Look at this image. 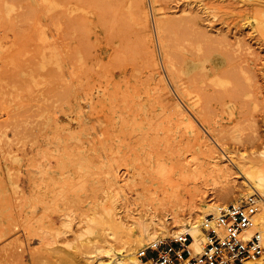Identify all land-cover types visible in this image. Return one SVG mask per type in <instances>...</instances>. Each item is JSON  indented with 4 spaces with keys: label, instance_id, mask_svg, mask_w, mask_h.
<instances>
[{
    "label": "rangeland",
    "instance_id": "1",
    "mask_svg": "<svg viewBox=\"0 0 264 264\" xmlns=\"http://www.w3.org/2000/svg\"><path fill=\"white\" fill-rule=\"evenodd\" d=\"M263 12L264 0H0V264H133L104 231L87 232L107 193L123 213L136 214L146 185L170 177L172 185L163 184L170 205L157 211L162 219L253 195L235 170L215 185L157 170L199 156L192 123L201 125L203 141L236 161L263 151ZM177 25L188 26V35ZM159 190L154 197H162ZM254 195L260 213L264 197ZM66 213L69 230L60 225ZM151 240L131 245V253Z\"/></svg>",
    "mask_w": 264,
    "mask_h": 264
},
{
    "label": "bare ground",
    "instance_id": "2",
    "mask_svg": "<svg viewBox=\"0 0 264 264\" xmlns=\"http://www.w3.org/2000/svg\"><path fill=\"white\" fill-rule=\"evenodd\" d=\"M142 3V2H141ZM115 15V14H114ZM113 15V16H114ZM112 16V17H113ZM145 17V16H144ZM141 18V16H140ZM173 18V17H172ZM184 18V17H183ZM196 18V17H195ZM108 19V18H107ZM135 19V18H134ZM186 20V19H185ZM113 21V19H112ZM258 21L261 23V24H264V12L263 13H260L258 14ZM191 22V20H190ZM146 23L148 24V21H147V18H143L142 19V24L144 27H146ZM169 23V22H168ZM172 23V22H171ZM170 23V24H171ZM176 23V22H175ZM178 23V22H177ZM186 23H188V21H186ZM140 24V22H139ZM166 24V23H165ZM164 24V25H165ZM180 24V23H179ZM178 24V25H179ZM177 25V26H178ZM187 25V24H186ZM190 25V24H189ZM192 25V23H191ZM173 24H171L170 27H172L173 29ZM184 26V25H183ZM194 26V25H193ZM166 30H171L169 29L170 27L168 26L167 28L165 26H163ZM180 27V26H178ZM185 28H183V30L185 29L186 31V26H184ZM162 32H163V29L162 27H160ZM159 28V29H160ZM176 28V26H175ZM182 27H180L181 29ZM143 29V28H142ZM188 29V28H187ZM199 29V28H198ZM160 30V31H161ZM174 30V29H173ZM190 30V29H189ZM76 31V30H75ZM142 31V30H141ZM181 33H183L185 36V31H182L179 30ZM200 31V30H199ZM161 32V33H162ZM167 33V31H166ZM179 33V32H178ZM188 31H186V35ZM197 33V32H196ZM164 34V33H163ZM168 34V33H167ZM175 34V33H174ZM193 34V33H192ZM191 34V35H192ZM190 35V36H191ZM198 35H199V32L197 34V37L194 35L192 36L194 41L198 39ZM210 35V34H209ZM183 36L181 37L182 38V43H183ZM174 37V36H173ZM196 37V39H195ZM202 37V36H201ZM164 38V37H163ZM168 38V37H167ZM170 38V37H169ZM177 38V37H175ZM180 38V39H181ZM185 38V37H184ZM217 38V37H216ZM190 39V38H189ZM224 39V38H223ZM145 40V39H144ZM176 40V39H175ZM187 40V39H186ZM185 40V41H186ZM191 40V39H190ZM202 40V39H201ZM221 40V38H220ZM64 41V40H63ZM163 41V40H162ZM168 41V40H166ZM173 41V40H171ZM170 41V42H171ZM203 41V40H202ZM207 41V40H206ZM210 41V40H209ZM208 41V42H209ZM222 41V40H221ZM177 42V41H175ZM188 42V41H187ZM191 42H193L191 40ZM199 42V41H198ZM212 43V41H210ZM216 42V40H214V43ZM219 42V41H217ZM224 42V40H223ZM180 43V42H179ZM190 43V41H189ZM200 43V42H199ZM202 43V42H201ZM205 43V42H204ZM171 44V43H170ZM193 44H195V42H193ZM152 45V44H151ZM150 45V47H152ZM172 45V44H171ZM174 45V44H173ZM177 45V44H176ZM175 45V46H176ZM180 44H178L177 46H179ZM185 45V44H184ZM192 45V44H191ZM205 45V44H204ZM210 45V44H209ZM220 45V44H218ZM181 46V45H180ZM207 46V45H206ZM222 46V45H221ZM225 46V45H224ZM171 47V46H170ZM184 47L187 48V45H185ZM211 46H209L210 48ZM215 48V45L212 46ZM223 47V46H222ZM221 47V48H222ZM226 47V46H225ZM68 48V47H67ZM173 48V47H172ZM177 48V47H176ZM189 48V47H188ZM209 48H206V49H209ZM217 48V47H216ZM193 49V48H192ZM202 49V48H201ZM200 49V50H201ZM225 49V48H224ZM177 50V49H176ZM210 51V54H211V50H213L214 52V49L211 48L209 49ZM216 51H218L217 49H215ZM227 50V49H226ZM204 51V50H203ZM206 51V50H205ZM203 54H209L208 53V50L207 52H205ZM230 51V49L228 50ZM70 52V51H69ZM188 52V51H187ZM192 52V51H191ZM133 52H131L132 54ZM197 53V52H196ZM173 54V53H171ZM175 54V53H174ZM173 54V55H174ZM193 54V53H192ZM201 55V53H199ZM198 54V55H199ZM205 54V55H206ZM177 55V54H176ZM174 55V58L175 56ZM196 55V54H195ZM170 56V55H169ZM194 56V54H193ZM203 56V55H202ZM242 56V55H241ZM67 57V56H66ZM90 57V56H89ZM166 57V56H164ZM181 57V56H180ZM195 57V56H194ZM230 57V56H229ZM240 57V56H239ZM134 58V57H133ZM173 58V57H171ZM173 58V59H174ZM231 58V57H230ZM135 59V58H134ZM195 59V58H194ZM223 59V58H222ZM232 59V58H231ZM197 60V59H196ZM200 60V58H199ZM207 60V59H206ZM230 60V59H229ZM233 60V59H232ZM170 62V60H168ZM175 61V59H174ZM177 61V60H176ZM227 61V60H226ZM155 62V61H154ZM165 62V61H164ZM172 62V60H171ZM180 62V61H179ZM244 62V61H243ZM242 62V63H243ZM132 63V62H130ZM136 63V62H134ZM224 63V62H223ZM129 64V63H128ZM133 64V63H132ZM148 64V63H147ZM176 64V63H175ZM217 64V63H216ZM227 64V62H226ZM154 65V64H153ZM174 65V64H173ZM147 66V65H146ZM156 66V65H155ZM236 66V65H235ZM234 66V67H235ZM243 66V65H242ZM175 67V66H174ZM178 67V66H177ZM134 68V67H133ZM147 68V67H146ZM176 68V67H175ZM224 68V67H223ZM230 68V67H229ZM245 68V66H244ZM68 69V68H67ZM71 69V68H69ZM136 69V68H135ZM152 69V68H151ZM237 69V68H236ZM243 69V67H242ZM246 69V68H245ZM244 69V70H245ZM133 70V69H132ZM177 70V69H176ZM230 69H228V72H229ZM239 70V69H238ZM87 71V70H86ZM92 71V70H91ZM209 71V70H208ZM215 71V70H213ZM232 71V69H231ZM246 71V70H245ZM216 72V71H215ZM221 72V71H220ZM223 72V71H222ZM227 72V71H226ZM227 72V73H228ZM239 72V71H238ZM243 72V71H242ZM132 73V71H131ZM203 73V72H202ZM202 73H195V76L197 74H202ZM211 73V72H210ZM226 73V74H227ZM244 73V72H243ZM224 74V73H223ZM191 75V74H190ZM204 75V74H203ZM230 75V73H229ZM237 75V74H235ZM146 76V75H145ZM174 76V75H173ZM193 76L195 79L198 80V77L200 78V76H197L195 77ZM238 76V75H237ZM136 77V76H135ZM178 75L176 74L174 79L177 78L178 79ZM181 77V76H180ZM190 77V76H189ZM192 77V75H191ZM191 77H190V80L187 82L185 80V78H181V79H184L185 82H187L188 84H190L189 82H194L197 81L195 80L193 77V79L195 81H191ZM215 78V75L213 76ZM217 77V76H216ZM229 77V76H228ZM146 78V77H144ZM149 78V77H148ZM249 78V77H248ZM188 79V78H187ZM202 79V78H201ZM57 80V79H56ZM122 80V79H121ZM141 80V79H140ZM147 80V79H145ZM218 81H220L219 79H217ZM215 80V81H217ZM233 80V78H232ZM240 80V78H239ZM250 80V79H249ZM182 81V82H184ZM217 81V82H218ZM124 82V81H123ZM126 82V81H125ZM161 82V81H159ZM166 82V81H165ZM174 82V81H173ZM179 82V81H178ZM184 82V84H185ZM204 82V81H203ZM213 82V78H212V81L211 83ZM177 83V82H176ZM202 83V82H201ZM200 83V84H201ZM219 83V82H218ZM238 83V82H237ZM246 83V82H245ZM65 84V83H64ZM98 84V82H97ZM119 84V83H118ZM125 84V83H123ZM167 84V83H166ZM216 84V82L214 83ZM220 84V83H219ZM250 84V83H249ZM80 85V84H79ZM100 84H98L99 86ZM192 85H195L196 86V83L195 84H192ZM198 85V84H197ZM212 85V84H210ZM235 85V84H234ZM52 86V85H51ZM101 86V85H100ZM106 86V85H105ZM119 86V85H118ZM170 86V85H169ZM175 86V84H174ZM195 86H193L195 88ZM203 86H206V85H203ZM201 86V87H203ZM208 86V84H207ZM214 86V85H213ZM236 86V85H235ZM242 86V85H240ZM248 86V85H247ZM69 87V86H67ZM66 87V88H67ZM179 87V86H178ZM183 87V85H182ZM186 87V86H185ZM184 87V88H185ZM200 88V86L198 85L196 87L197 88ZM210 87V86H208ZM212 87V86H211ZM127 88V87H125ZM180 88V87H179ZM204 88V87H203ZM146 89V88H145ZM164 89V88H163ZM195 89V90H196ZM205 89V88H204ZM211 89V88H209ZM165 90V89H164ZM183 90V89H182ZM181 90V91H182ZM193 90V88L191 89ZM191 90H189V88L187 87L186 88V92L185 94H187V97H189L190 93H191ZM198 90V89H197ZM215 90V89H214ZM217 90V89H216ZM215 90V91H216ZM66 91V90H65ZM120 91V90H119ZM181 91H180V94H181ZM212 91V90H211ZM214 91V92H215ZM251 91V90H249ZM59 92V91H58ZM145 92H147V90H145ZM193 92V91H192ZM197 92V91H195ZM200 92V90H199ZM197 92V93H199ZM221 92V91H220ZM116 93V92H115ZM179 93V92H178ZM211 92H209L208 96H213V98H215V94L213 93V95L210 94ZM222 93V92H221ZM233 93V92H232ZM61 94V93H60ZM59 94V95H60ZM67 94V93H66ZM174 94V93H173ZM200 94V93H199ZM202 95L205 94V96L207 95V93L204 91V92H201ZM237 93H235L236 95ZM62 95V94H61ZM195 95V94H194ZM215 95V96H214ZM227 95V94H226ZM234 95V96H235ZM253 95V94H252ZM251 95V96H252ZM87 96V95H86ZM85 96V97H86ZM90 96V95H89ZM238 96V95H237ZM62 97V96H61ZM186 97V98H187ZM200 97V96H199ZM64 98V97H63ZM97 98V97H96ZM129 98V97H128ZM157 98V97H156ZM184 98V97H183ZM223 98V97H222ZM221 98V99H222ZM61 99V98H60ZM164 99V98H163ZM199 99V98H198ZM204 99V98H203ZM205 99H207V96L205 97ZM209 99V97H208ZM217 99V97H216ZM219 97L217 100H221ZM188 100V99H187ZM234 100V98H233ZM145 101V100H144ZM164 101V100H163ZM190 101V100H189ZM192 101V99H191ZM215 101V100H214ZM249 101V100H248ZM187 102V101H186ZM258 102V101H257ZM216 103V102H215ZM60 104V103H59ZM68 105V103H66ZM78 104V103H77ZM112 104V103H111ZM132 104V103H131ZM177 104V103H176ZM243 104V103H242ZM247 104V102H246ZM149 105V104H147ZM215 105V104H214ZM100 106V105H99ZM169 106V105H168ZM175 106V105H174ZM173 106V108H174ZM209 106V105H208ZM93 108V107H92ZM102 108V107H101ZM179 108V107H178ZM61 109V108H59ZM180 109V108H179ZM212 109V107H211ZM80 111V110H79ZM96 111V110H95ZM207 111V110H206ZM51 112V111H50ZM220 112V111H219ZM151 113V112H150ZM179 113V112H178ZM201 113V112H200ZM181 113H179V116L181 118ZM52 115V114H51ZM55 115V114H53ZM170 115V114H169ZM112 116V115H111ZM176 116H177V113H176ZM159 120V119H158ZM112 121V120H111ZM182 121V120H181ZM108 122V121H107ZM204 122V121H203ZM37 123V122H36ZM130 123V122H129ZM185 123V122H184ZM196 124V123H195ZM204 124L206 125V122H204ZM56 125V124H54ZM90 125V124H89ZM197 125V124H196ZM194 125L192 123V127L193 128H196L195 131H194V136L196 137V141L198 142V144L200 145V153H199V156L197 157H184L182 159L179 160V162H177V166H173V165H170L169 167L166 166L165 169L163 168H157L159 171V173L161 175L169 172L170 174L176 176V178H180V179H191V182L194 183V185H196L197 183V180L199 179H202L206 185L209 181H211L212 184H216V183H226L228 182L229 178L234 174V170L236 172V174H240V176L243 178V182L245 184V189L248 191L247 193H252L253 192V195L254 194H258L259 196H263L264 197V149L263 151L259 152L258 153V157H254V158H250L247 162H239V161H236L231 153L225 149V148H218L216 145H212V143H208L207 141H203V139L205 138L198 130L199 127L197 125ZM35 126V125H34ZM40 126V124H39ZM38 126V127H39ZM191 126V125H190ZM201 126V125H199ZM223 126V125H222ZM113 127V126H112ZM151 127V126H150ZM166 127V126H165ZM85 128V127H84ZM91 128V127H90ZM232 128V127H231ZM221 129V128H220ZM223 129V128H222ZM222 129L220 130V132L222 131ZM225 129V128H224ZM56 130V129H55ZM79 130V129H78ZM191 130V129H190ZM218 130V129H217ZM73 132V131H72ZM32 134V133H31ZM204 134V133H203ZM207 134V132H206ZM54 135V134H52ZM100 135V134H99ZM223 135V134H221ZM43 136V135H42ZM64 136H66L64 134ZM68 137V136H67ZM209 137L211 136H208V139ZM220 136H218L219 138ZM223 137V136H222ZM225 137V136H224ZM212 139V138H211ZM222 139V138H221ZM242 139V137H241ZM217 140V139H216ZM219 140V139H218ZM137 141V140H136ZM58 142V141H57ZM212 142V141H211ZM247 142V140H246ZM249 142V141H248ZM119 143V142H118ZM214 143V142H213ZM79 144V143H78ZM216 144V142H215ZM191 145V144H190ZM111 146V144H110ZM63 147V146H62ZM189 148V147H188ZM131 149V148H130ZM129 149V150H130ZM186 149V148H185ZM190 153V152H189ZM46 155V154H45ZM123 158V157H122ZM103 159V158H102ZM124 163V162H123ZM120 165V164H119ZM50 169V168H49ZM146 169V168H145ZM110 171V170H109ZM114 171V170H112ZM106 173V172H104ZM115 173V172H114ZM94 174V173H93ZM112 174V173H110ZM168 174V173H167ZM166 174V175H167ZM114 175V174H113ZM117 176V174H116ZM114 177V176H113ZM112 177V178H113ZM77 178V177H76ZM116 179V177L114 178ZM153 181V180H152ZM184 181V180H183ZM232 181V180H231ZM79 182V181H78ZM120 182V181H119ZM141 182V181H140ZM160 183V182H159ZM164 183H166V185H172V179H170V177H168L167 179H165L163 182H161V186H159L158 184H156L157 186L154 187L153 183H150L149 185L147 184L146 188H144L143 186H145V184L142 186L145 190H146V195L145 197L141 198L143 199V204H140V208L137 207V210L136 209V214L133 213V212H130V213H123V211H121V207L114 201H110L109 198H107V195L104 196V198L95 205L96 208H99L100 209V213L97 214L96 216L92 217H88V224L86 225L87 226V232L88 233H93L95 230H98V231H104V235L105 237H107V239L109 241H112V242H116L118 244H120L121 248L123 251H127L129 252L128 255L131 257V260L133 261V264H149V263H146V262H141L137 256L133 255L131 253V245H136L141 243L142 241H144L145 239L148 241V239H152L150 243H154V242H157L159 240V237L160 236H166L170 233H173V234H176V233H187V234H190L193 238V242H192V248L196 251V252H199L200 250V246H201V241H202V232H201V228H200V225H201V222L202 220L204 219V217H206L207 215H216L218 214L219 210L221 209L220 205L219 206H210L209 210L208 211H205V212H200V211H196V213L193 214H188V216H185L184 217H180L179 215H173V216H166L164 219L162 218H159L158 214H157V211L158 213L160 214L159 210H163L168 204H169V198L171 195H169L170 193L167 192V189L164 188ZM175 182H173V185H174ZM220 184V185H221ZM228 184V183H227ZM165 185V186H166ZM240 185V184H239ZM238 185V186H239ZM107 187V186H106ZM163 187V188H162ZM195 187V186H194ZM159 188L161 190H159ZM97 189V188H96ZM143 189V190H144ZM157 190H159V192L161 191L162 192V197L159 198V197H154V196H158V192ZM229 190V188H228ZM232 191V190H231ZM109 192V190H108ZM228 192V191H227ZM137 193V192H135ZM99 194V193H97ZM114 194V193H113ZM138 194V193H137ZM136 195V194H135ZM169 195V196H168ZM176 195V194H175ZM227 195V194H226ZM138 196V195H137ZM98 197V196H97ZM101 197V196H100ZM141 197V196H139ZM138 197V198H139ZM95 198V197H94ZM102 198V197H101ZM154 198H157L156 199V203H153L154 202ZM221 198V197H220ZM42 199V198H41ZM173 199V198H172ZM86 200V199H85ZM169 200V201H168ZM264 200V199H263ZM38 201V200H37ZM221 201V200H220ZM179 202V201H178ZM140 203V202H138ZM77 204V203H76ZM173 205V203H171ZM39 205V204H38ZM170 205V204H169ZM175 205V204H174ZM177 205V203H176ZM209 205V204H208ZM130 206V205H129ZM134 206V205H133ZM179 206V205H178ZM177 206V207H178ZM93 207V206H92ZM208 207V206H207ZM176 209V207H174ZM198 208V207H197ZM67 209V208H66ZM131 209V208H130ZM170 209V208H169ZM174 209V210H175ZM206 209V208H205ZM93 210V209H92ZM199 210V209H198ZM55 211V210H54ZM126 211V210H125ZM176 211V210H175ZM165 212V211H164ZM86 213V212H85ZM94 213V212H93ZM162 213V212H161ZM177 214V212H174ZM187 213H190V212H187ZM193 213V212H192ZM196 214V215H195ZM68 216L70 215H67L64 214V220L61 222L60 225H62V228H64L65 230L68 229L70 227V220H68ZM62 218V217H61ZM72 217H70L71 219ZM255 221H256V225L257 224H260V226L262 227V231H264V202L262 204V212L260 213H257L254 217V226L252 227V230L249 232V235H252L253 233H258V234H261V232L255 230V228L257 227L255 225ZM258 221V223H257ZM60 223V222H59ZM22 224V223H21ZM55 226V225H54ZM58 227V226H57ZM47 229V228H46ZM60 229V228H59ZM69 230V229H68ZM59 231V230H58ZM63 231V230H62ZM56 232V231H55ZM60 234V231L59 232H56V236H58ZM87 233V234H88ZM96 233H99L96 231ZM65 234V233H64ZM62 235V234H60ZM66 235V234H65ZM248 235V236H249ZM44 237L45 239V236L47 237V232H44L43 235H41ZM262 236V234H261ZM93 237V236H92ZM42 238V237H41ZM263 238V237H262ZM50 239V238H49ZM52 239V238H51ZM264 239V238H263ZM43 240V239H42ZM107 240V241H108ZM45 241V240H43ZM48 241V240H47ZM146 242V241H145ZM45 243V242H44ZM115 243V244H116ZM134 245V247H135ZM100 249V248H99ZM107 250H105L106 252ZM100 252V251H99ZM106 255L107 257H110L112 254H111V251H107L106 252ZM105 255V256H106ZM134 258V259H133ZM62 263V262H61ZM98 264H101L99 263V260L98 262H96ZM103 264V263H102Z\"/></svg>",
    "mask_w": 264,
    "mask_h": 264
},
{
    "label": "built area",
    "instance_id": "3",
    "mask_svg": "<svg viewBox=\"0 0 264 264\" xmlns=\"http://www.w3.org/2000/svg\"><path fill=\"white\" fill-rule=\"evenodd\" d=\"M257 211L258 200L251 195L204 217L199 252L191 246L192 236L181 233L148 244L136 256L149 264H264V239L257 232L249 235Z\"/></svg>",
    "mask_w": 264,
    "mask_h": 264
}]
</instances>
